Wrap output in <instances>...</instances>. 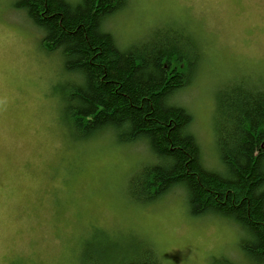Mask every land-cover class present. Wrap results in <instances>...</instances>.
<instances>
[{
  "label": "rangeland",
  "instance_id": "obj_1",
  "mask_svg": "<svg viewBox=\"0 0 264 264\" xmlns=\"http://www.w3.org/2000/svg\"><path fill=\"white\" fill-rule=\"evenodd\" d=\"M14 4L0 0V264H76L82 240L98 233L144 237L168 264L238 260V229L192 217L183 195L147 206L129 199L142 146L70 143L54 93L65 81L61 59ZM171 24L202 48L200 73L175 102L213 166L215 94L228 82L264 88V0H132L106 28L123 48Z\"/></svg>",
  "mask_w": 264,
  "mask_h": 264
},
{
  "label": "trees",
  "instance_id": "obj_2",
  "mask_svg": "<svg viewBox=\"0 0 264 264\" xmlns=\"http://www.w3.org/2000/svg\"><path fill=\"white\" fill-rule=\"evenodd\" d=\"M131 1L15 0L43 31V50L61 59L65 81L54 93L70 143L111 137L142 146L146 160L126 183L133 203L179 193L192 217L216 216L240 232L238 260L216 264H264V88L228 82L215 94L209 166L192 115L175 102L200 73L201 45L185 26L171 24L119 47L107 20ZM76 264L168 261L144 237L98 233L82 240Z\"/></svg>",
  "mask_w": 264,
  "mask_h": 264
},
{
  "label": "bare ground",
  "instance_id": "obj_3",
  "mask_svg": "<svg viewBox=\"0 0 264 264\" xmlns=\"http://www.w3.org/2000/svg\"><path fill=\"white\" fill-rule=\"evenodd\" d=\"M70 1H72V0H70ZM115 15H113L112 17H110L107 21L109 22Z\"/></svg>",
  "mask_w": 264,
  "mask_h": 264
}]
</instances>
